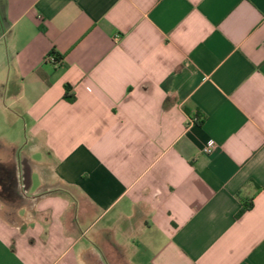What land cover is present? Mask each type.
Listing matches in <instances>:
<instances>
[{
  "label": "crops",
  "instance_id": "obj_1",
  "mask_svg": "<svg viewBox=\"0 0 264 264\" xmlns=\"http://www.w3.org/2000/svg\"><path fill=\"white\" fill-rule=\"evenodd\" d=\"M0 264H264V0H0Z\"/></svg>",
  "mask_w": 264,
  "mask_h": 264
},
{
  "label": "trees",
  "instance_id": "obj_2",
  "mask_svg": "<svg viewBox=\"0 0 264 264\" xmlns=\"http://www.w3.org/2000/svg\"><path fill=\"white\" fill-rule=\"evenodd\" d=\"M40 31H42V29H40ZM49 56L53 57L52 54L49 55ZM53 61H54V63H58V62L61 61V59L58 58V56H54V57H53ZM69 89H70V88H69L68 85H65V86H64V91H65V93H64V95H63V99H65V100L68 101V102H72V101H73V98H72L71 96H68V95H67ZM195 117H196V118H195V122H196L198 119H200V117H198V116H195ZM201 122H202V121L199 120V121L197 122V124H200ZM251 207H252V203H251V202H242V203H241V207H240L238 213L236 214V218L240 217L245 211L249 210Z\"/></svg>",
  "mask_w": 264,
  "mask_h": 264
},
{
  "label": "built area",
  "instance_id": "obj_3",
  "mask_svg": "<svg viewBox=\"0 0 264 264\" xmlns=\"http://www.w3.org/2000/svg\"><path fill=\"white\" fill-rule=\"evenodd\" d=\"M46 61H48L50 63H54L53 58L51 56H48L46 58ZM213 147H214V142L210 140L204 145L202 152L203 153H209L213 149Z\"/></svg>",
  "mask_w": 264,
  "mask_h": 264
}]
</instances>
